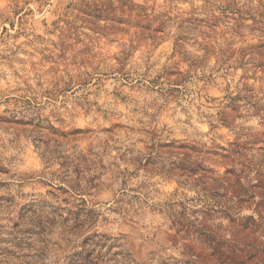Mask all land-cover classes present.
Masks as SVG:
<instances>
[{
	"label": "rangeland",
	"instance_id": "obj_1",
	"mask_svg": "<svg viewBox=\"0 0 264 264\" xmlns=\"http://www.w3.org/2000/svg\"><path fill=\"white\" fill-rule=\"evenodd\" d=\"M262 195L264 0H0V264H264Z\"/></svg>",
	"mask_w": 264,
	"mask_h": 264
},
{
	"label": "trees",
	"instance_id": "obj_2",
	"mask_svg": "<svg viewBox=\"0 0 264 264\" xmlns=\"http://www.w3.org/2000/svg\"><path fill=\"white\" fill-rule=\"evenodd\" d=\"M239 196H242V194H240ZM263 197V199H261V201L258 203L259 206H263L264 205V195L261 196V198ZM260 217V216H259ZM249 220H252L254 221L253 219H249ZM255 222V221H254Z\"/></svg>",
	"mask_w": 264,
	"mask_h": 264
}]
</instances>
